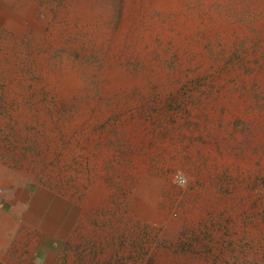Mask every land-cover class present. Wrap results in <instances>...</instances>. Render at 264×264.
Returning a JSON list of instances; mask_svg holds the SVG:
<instances>
[{
	"label": "rangeland",
	"instance_id": "rangeland-1",
	"mask_svg": "<svg viewBox=\"0 0 264 264\" xmlns=\"http://www.w3.org/2000/svg\"><path fill=\"white\" fill-rule=\"evenodd\" d=\"M246 256L264 264V0H0V264Z\"/></svg>",
	"mask_w": 264,
	"mask_h": 264
},
{
	"label": "clouds",
	"instance_id": "clouds-1",
	"mask_svg": "<svg viewBox=\"0 0 264 264\" xmlns=\"http://www.w3.org/2000/svg\"><path fill=\"white\" fill-rule=\"evenodd\" d=\"M173 183H178L179 186L183 187L188 183V177L183 170H177L173 175Z\"/></svg>",
	"mask_w": 264,
	"mask_h": 264
},
{
	"label": "crops",
	"instance_id": "crops-1",
	"mask_svg": "<svg viewBox=\"0 0 264 264\" xmlns=\"http://www.w3.org/2000/svg\"><path fill=\"white\" fill-rule=\"evenodd\" d=\"M209 248H210V246H208ZM247 260H248V257L246 256V261H243L242 259H240L238 262H237V264H249L248 262H247ZM256 264H259V262L257 261V262H255ZM162 264H163V262H162ZM254 264V263H253Z\"/></svg>",
	"mask_w": 264,
	"mask_h": 264
},
{
	"label": "built area",
	"instance_id": "built-area-1",
	"mask_svg": "<svg viewBox=\"0 0 264 264\" xmlns=\"http://www.w3.org/2000/svg\"><path fill=\"white\" fill-rule=\"evenodd\" d=\"M178 184V183H177Z\"/></svg>",
	"mask_w": 264,
	"mask_h": 264
}]
</instances>
